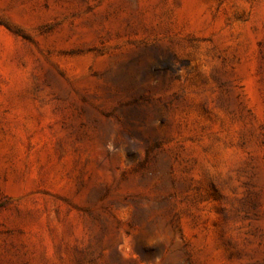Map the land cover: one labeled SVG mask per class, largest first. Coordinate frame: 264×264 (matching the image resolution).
I'll return each instance as SVG.
<instances>
[{
  "label": "rangeland",
  "instance_id": "374dc122",
  "mask_svg": "<svg viewBox=\"0 0 264 264\" xmlns=\"http://www.w3.org/2000/svg\"><path fill=\"white\" fill-rule=\"evenodd\" d=\"M0 264H264V0H0Z\"/></svg>",
  "mask_w": 264,
  "mask_h": 264
},
{
  "label": "trees",
  "instance_id": "16d2710c",
  "mask_svg": "<svg viewBox=\"0 0 264 264\" xmlns=\"http://www.w3.org/2000/svg\"><path fill=\"white\" fill-rule=\"evenodd\" d=\"M136 103H137V101H134V102H133V103H131V104H133V105H134V104H136ZM150 150H151V149H149V148H148V150H147V154H149Z\"/></svg>",
  "mask_w": 264,
  "mask_h": 264
}]
</instances>
